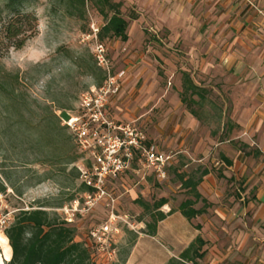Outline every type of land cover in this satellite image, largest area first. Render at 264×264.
<instances>
[{"label":"rangeland","instance_id":"obj_1","mask_svg":"<svg viewBox=\"0 0 264 264\" xmlns=\"http://www.w3.org/2000/svg\"><path fill=\"white\" fill-rule=\"evenodd\" d=\"M65 1L25 2L26 13H41L43 37L36 43L41 35L37 32L28 40L32 46L27 50L26 45L7 52L0 47V185L4 188H0V212L48 204L52 207L48 211L66 219V212L58 207L84 201L80 169L88 165L89 156L79 152L73 140L68 144L70 133L62 122L57 132L52 129L55 117L77 109L81 94L105 77L94 56L99 42L107 48L115 74L129 70L123 98L116 107L119 109L114 110L123 122L115 123L144 132L148 146L155 145L173 156V166L164 180L152 175L143 178L142 173L129 171L108 183V190L117 198L116 213L128 217L135 229L122 226L123 232L113 246V257L93 253L94 263L169 264L172 259L180 260V255H165L161 244L163 241L170 246L166 238L139 243L141 237L147 236L151 216L136 201L153 205L166 198L169 208L163 207L161 211L179 212L181 203L192 197L182 187L178 175L198 178L208 170L221 173L220 182L227 170L221 157L224 152L235 154L241 149L245 156L255 151L232 141L235 132L227 131V126L232 122L234 106L225 95L237 90L240 75L248 76L240 62L244 53L253 60V31L264 28V0H114L123 4L122 12L128 20L133 13L138 16L129 21L127 42L114 38L101 41L95 30H100L105 20L96 8L87 2L83 10L71 15ZM5 4L6 0H0V32L1 20H8ZM260 21L263 24L258 26ZM245 33L242 41L246 45L240 40ZM41 47L50 51L39 63L23 59L39 56ZM185 74L201 88L205 97L202 105L182 102ZM70 156L79 159L67 163ZM246 158L249 157L245 156L243 161ZM262 159L251 157L256 165L245 161L244 166L253 172ZM246 175L248 179L250 175ZM242 180L223 181L217 202L206 199V214H213L222 205L237 204L245 196ZM203 207V202L195 206ZM108 216L105 200L92 211L76 214L72 224L78 227L87 247L88 232ZM201 217L191 221L193 225L199 224ZM171 225L180 237L181 226L175 218ZM4 234L0 233V237ZM218 238L216 243L203 238L205 255L187 264H264V243L258 247L260 255L252 258L238 249L229 250ZM0 264H5L1 255Z\"/></svg>","mask_w":264,"mask_h":264},{"label":"crops","instance_id":"obj_2","mask_svg":"<svg viewBox=\"0 0 264 264\" xmlns=\"http://www.w3.org/2000/svg\"><path fill=\"white\" fill-rule=\"evenodd\" d=\"M262 24L263 22L260 21L258 26ZM253 33V60H249L248 54L244 53L240 62L245 68L243 72H246L248 76L240 75L238 77L237 90L225 96L233 101L234 106L231 116L232 122H229L227 126V131L235 132L236 137L232 141L237 140L241 142L239 147L255 148V151L248 153V155L245 154V156L249 157L246 158V162L243 161L245 156H243L244 153L241 149H238L235 154H233V151L230 153L224 152L221 157L227 170L222 173L224 175L223 179L219 182L218 176H221V173H209L200 186L203 197L215 203L220 194L218 189L224 185L223 181L229 182L234 179L241 181L243 179L245 196L233 207L231 205H222L212 212L213 214L202 215L201 218H198L199 224L197 223L196 225H193L194 223L187 220L180 212H174L159 225L156 238L147 235L141 237L139 243L145 239L150 242V240L158 239L162 241L166 238L170 246L163 241L161 244L165 255H181L198 236H202L206 241L209 240L214 243L219 240L218 236H220L222 238L220 244L227 245L229 250L238 249L242 254L250 255L252 258L255 255H260L258 247L261 243H264V28L259 27L258 31L254 30ZM245 35L246 33L241 34V41ZM242 42L246 45L245 41ZM234 62L232 61L231 65ZM237 64L239 65V62ZM128 71L127 69L126 72ZM126 82L125 79L121 92L112 99L109 106V117L119 123L123 121L114 113V110L119 109L116 107L123 98L122 91ZM196 87L199 89L200 95L191 97L189 94L188 97L190 101L193 99L198 102L194 104L202 105L205 97L200 90L201 88L197 85ZM195 96H199L200 99L197 101L194 99ZM192 111L194 110H191L190 113L196 119H200L198 113L194 111L195 113L193 114ZM132 122L134 121H128L127 123ZM162 152L168 154L164 151ZM235 155L236 159H234ZM255 156L263 159L256 170L252 172L244 166V162L253 166L256 165V160L250 161L251 157ZM246 174L250 175L248 179ZM250 194H252V198L249 197ZM164 207L169 208L168 204ZM173 218L181 226L180 237L177 236V231L173 230L175 226L171 225ZM0 248L1 250L3 249L1 243ZM12 256L13 251L11 248L10 258L7 259L5 256V264L12 259Z\"/></svg>","mask_w":264,"mask_h":264},{"label":"trees","instance_id":"obj_3","mask_svg":"<svg viewBox=\"0 0 264 264\" xmlns=\"http://www.w3.org/2000/svg\"><path fill=\"white\" fill-rule=\"evenodd\" d=\"M27 1L36 0H6L4 11L7 13L8 20H1L3 27L0 32V47L1 49L5 48V52L12 48L15 50L23 49L28 40L37 35V17L24 11L23 6ZM87 2L91 3L105 20L104 26L98 33L101 41L107 38L120 39L123 42L129 40V21L138 19L136 13H133L129 18L130 20H128L122 12L123 4L114 0H66V10L71 15H74L75 12L83 10ZM22 9L23 12L21 11ZM104 80L105 77L95 86H101ZM188 94L193 97L194 95H200V92L190 75L185 74L184 102L190 101ZM191 103L198 102L192 99ZM192 113L194 114L195 112L192 111ZM62 115H65L64 112H62ZM55 119L56 122L53 123L54 127L52 130L57 132L56 130L58 129L56 128L61 124L62 117H55ZM64 128L67 129L66 127ZM71 140L73 139L69 134L68 144ZM78 159V156H70L67 163H74ZM208 174L209 171L204 170L198 178L193 176L187 178L186 174L178 175L182 187L188 189L192 197L182 202L178 210L189 221H193L208 211V201L203 198L199 189L203 179ZM83 186L86 193L89 189L85 184ZM0 188L4 191L2 185H0ZM136 202L144 207L147 214L151 216V222L147 223V235L155 237L157 235L158 223L163 222L174 213L173 210L168 214L161 211L168 204V199L161 198L153 205L140 199ZM200 202L204 203V207L200 209L195 208ZM50 206L48 204L36 207L31 206L32 209L30 211L20 210L17 213L14 221L5 231L8 239L0 237V243L3 247L2 251H0L2 260L5 262V256L7 259L10 258V249L12 248V259L6 262V264H95L93 252L81 239L78 227L68 223L57 213L48 211V208H52ZM58 208L62 209L64 206ZM205 245L204 239L198 236L180 255V260L172 259L169 264L195 262L198 258H202L205 255V252L202 251Z\"/></svg>","mask_w":264,"mask_h":264},{"label":"built area","instance_id":"obj_4","mask_svg":"<svg viewBox=\"0 0 264 264\" xmlns=\"http://www.w3.org/2000/svg\"><path fill=\"white\" fill-rule=\"evenodd\" d=\"M98 32L96 29L95 35ZM94 56L105 74L103 84L82 93L77 109L64 112L65 115L60 113L62 124L78 151L89 156L88 165L80 169L82 182L89 190L82 203L76 201L62 210L67 215L65 220L72 224L77 213L92 211L105 200L108 219L88 232V241L93 253L106 254L111 259L115 254V240L123 232L122 226L134 230L135 224L116 213L117 198L108 190V183L117 181L129 171L142 173L143 178L152 175L164 180L173 164V156L163 153L155 145L148 146L147 136L141 130L115 123L109 117V106L121 91L126 71L113 72L108 50L102 43L95 45ZM135 165H139L138 169ZM31 209L28 205L21 210ZM19 211L0 212V233H5Z\"/></svg>","mask_w":264,"mask_h":264},{"label":"clouds","instance_id":"obj_5","mask_svg":"<svg viewBox=\"0 0 264 264\" xmlns=\"http://www.w3.org/2000/svg\"><path fill=\"white\" fill-rule=\"evenodd\" d=\"M23 12V9L21 10ZM36 28L37 31L41 33V35H39L37 37L36 43L40 42V39L43 37V34L41 32V29L43 27L44 21L40 18L41 17V13L37 10L36 11ZM32 46V44L30 42L26 43V47L25 50L29 49ZM24 50V52H25ZM12 51H15V49H13ZM50 51V49H48L47 47H41V51H40V55L36 56V57H31V56H25L23 59H26L32 63H39L40 60L46 56L48 54V52Z\"/></svg>","mask_w":264,"mask_h":264}]
</instances>
